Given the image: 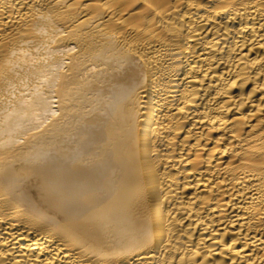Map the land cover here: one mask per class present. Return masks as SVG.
<instances>
[{"label": "bare ground", "instance_id": "bare-ground-1", "mask_svg": "<svg viewBox=\"0 0 264 264\" xmlns=\"http://www.w3.org/2000/svg\"><path fill=\"white\" fill-rule=\"evenodd\" d=\"M0 264H264V0H0Z\"/></svg>", "mask_w": 264, "mask_h": 264}]
</instances>
